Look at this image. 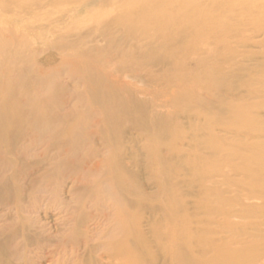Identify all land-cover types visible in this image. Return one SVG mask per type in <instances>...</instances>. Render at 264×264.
I'll return each instance as SVG.
<instances>
[{"label":"bare ground","instance_id":"obj_1","mask_svg":"<svg viewBox=\"0 0 264 264\" xmlns=\"http://www.w3.org/2000/svg\"><path fill=\"white\" fill-rule=\"evenodd\" d=\"M0 264H264V0H0Z\"/></svg>","mask_w":264,"mask_h":264},{"label":"rangeland","instance_id":"obj_2","mask_svg":"<svg viewBox=\"0 0 264 264\" xmlns=\"http://www.w3.org/2000/svg\"><path fill=\"white\" fill-rule=\"evenodd\" d=\"M57 16V15H56ZM51 18H54L55 17V15H52V16H50ZM52 27V26H51Z\"/></svg>","mask_w":264,"mask_h":264}]
</instances>
